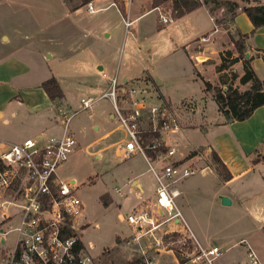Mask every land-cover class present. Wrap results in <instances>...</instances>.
I'll list each match as a JSON object with an SVG mask.
<instances>
[{"label":"rangeland","instance_id":"374dc122","mask_svg":"<svg viewBox=\"0 0 264 264\" xmlns=\"http://www.w3.org/2000/svg\"><path fill=\"white\" fill-rule=\"evenodd\" d=\"M71 1L73 4L79 2ZM204 1L212 21L202 8L179 21L158 28L157 12L146 8L135 22V28L128 31L125 16L114 5L92 15L85 6L68 12L61 0H0V35L4 34L0 37V44L2 39L3 43H15L12 47H16L17 42L25 41L43 52L47 49L60 52L68 43L71 44L70 49L75 56L69 70L68 67L60 68L61 64L53 66L52 63L48 74H59L62 77L70 105L61 109V113L64 111L72 115L69 129L79 143L77 151L71 153L68 160L58 168V174L65 180L75 176L80 183L79 194L86 203L84 219L88 222V225L85 223L88 227L82 237L93 243V252L97 254L96 264H148L144 262L139 250L126 243L131 228L125 220H119L118 214L119 211L127 213L135 202L153 195L157 186L144 157L125 158L117 154L115 146H109L123 135L121 130L113 132L108 138L95 141L105 130L120 126L117 116L114 119L109 116L110 111L115 112L110 98H100L88 108L81 104L82 97L100 95L91 89L104 81L100 74L106 73L109 79L116 76L119 82H123L125 75L130 84L138 88L148 87L154 95L161 90L170 95L174 102L194 98L200 107L202 99H206L205 113L208 119L215 122L220 118L218 104L212 91L205 90V83L197 76L194 68L214 86L226 89L231 85L246 89L249 84H241L240 77L244 74V59L250 58L255 72L260 79H264V30H256L253 35L246 37L245 56H242L237 51L235 40L239 38V30L245 31L252 26L246 14L245 18L241 17L236 23L230 10L231 3H237L238 15L243 12L244 6L264 3V0ZM162 10H170L173 14L170 3L163 4ZM95 16L102 17L103 26H98ZM196 22L203 27L197 35L208 34L203 35L201 47L196 48V43H192L189 50H186L184 43L193 39L191 32ZM99 43L106 44V61L102 72L94 66L93 59L94 49ZM24 49L19 50L21 54ZM188 51L193 56L192 60ZM196 54L198 56L195 57ZM45 62L50 64L51 60L48 58ZM221 64L225 68L218 72ZM143 65H146L153 77L148 85L133 82L141 75ZM110 68L114 71L110 72ZM38 76L47 77L45 74ZM153 101H156L155 98ZM201 110L195 115L198 122H202ZM0 123V131L6 130L12 135L18 133L24 138L34 134L19 131V126H3ZM35 123L48 125L50 120L45 117ZM63 130L64 124L60 119L46 132L60 135ZM206 131L202 129L201 133L197 132L198 137L202 140L206 138L209 134ZM175 132L179 134L180 130ZM103 147L106 149L102 150L98 158L94 151ZM260 151L259 155H262L264 143ZM128 167L144 171L141 180L147 183L145 192L125 179ZM201 167L196 174L176 183L181 195L175 201L188 228L180 223V228L185 231H174L180 235H170L164 250L149 249L148 257L152 258L150 264H181L176 249L180 250L187 264H250L242 240L248 241L260 259L264 260L263 231L259 228L264 223V162L256 167L252 180L244 185L240 181L235 183L237 195L229 193L233 199L229 204L222 202L221 191H227V187L216 171L210 164ZM125 183L126 188L122 190ZM119 188L124 193L120 202V194L115 190ZM106 191L114 195V203L109 206H106L109 199L107 195L100 198ZM256 194L258 197L254 196ZM1 223L2 227L4 222ZM123 234L128 235L119 242ZM196 239L203 248L215 244L223 253L216 256L212 263L204 258L193 262V258L200 252ZM12 244L13 238L10 235L6 243L0 242V259L2 250L10 248Z\"/></svg>","mask_w":264,"mask_h":264},{"label":"built area","instance_id":"2783aa9c","mask_svg":"<svg viewBox=\"0 0 264 264\" xmlns=\"http://www.w3.org/2000/svg\"><path fill=\"white\" fill-rule=\"evenodd\" d=\"M132 1L114 0L113 4L122 5L128 15ZM86 6L94 11L92 1ZM158 14L162 24L174 20L170 10L158 8ZM125 22L127 27L132 24L128 18ZM110 82L102 95L83 97L81 104L88 108L100 98L112 99L124 132L115 144L118 154L125 158L143 154L157 180L155 207L136 208L123 218L131 228L126 243L139 250L149 264V249L164 250L165 236L176 231L168 227L170 222L178 220L187 227L175 201L179 195L176 183L194 174L196 168L177 158L176 148L167 147L161 136L181 127L177 111L163 102H148L150 93L146 87H122L116 77ZM71 116L61 113L62 134L28 136L0 153V222H4L0 240L7 242L9 235L13 238L12 246L2 250L0 264H96L91 243L82 237L86 204L79 194L80 184L58 174V168L79 144L69 129ZM145 117L150 122L144 128ZM149 132L157 133L149 138ZM148 150L158 151L157 155L152 156ZM199 249L193 262L204 258L212 263L223 253L218 246ZM247 257L250 264H264L252 247H248Z\"/></svg>","mask_w":264,"mask_h":264},{"label":"crops","instance_id":"0c3cea01","mask_svg":"<svg viewBox=\"0 0 264 264\" xmlns=\"http://www.w3.org/2000/svg\"><path fill=\"white\" fill-rule=\"evenodd\" d=\"M61 1L66 6V9L68 12L79 10V7L73 9L70 7L71 4L70 5L66 4L64 0H61ZM91 1L93 2L95 6L97 5L96 8L94 6V11H89L87 9L86 4L80 7L85 6L86 9L92 15H95L100 10H104L114 5L113 4L114 0H108V1L91 0ZM138 4L139 6L136 7V5ZM72 5L74 4L72 3ZM119 6L120 7L118 8L122 12V14L125 16V19L128 18L132 22L131 26L129 27L126 26L128 31L135 28V22L143 14L142 12L146 8H148V10L154 9L157 12L156 21H157L158 28H162L163 25H166V24L160 23L158 19L159 18L158 8H162V5L154 6L153 0H133L131 3L130 9H129L128 15L125 12L123 6L122 5H119ZM202 8L205 9V11L208 13L212 21V17L210 15L209 9L207 8L205 4L178 18H175L174 15L172 14V16L174 17L173 21H179L180 19H183ZM244 14L246 13L239 12V14L235 17L236 23L240 21L241 17L245 18ZM94 19L97 20L98 26L100 25L103 26L101 16H97V17L95 16ZM195 20L197 21V19ZM250 24L252 27L249 28L248 30L242 31V33H247L251 31V29L253 28V24L251 23V21H250ZM202 28H203L202 24H200L199 22H196V27L191 32L193 39L184 43V47L186 48V50H189V46L192 45V43H196L197 45L196 48L201 47V43L203 41L202 40L203 35L208 34V32H206V33H200L199 35H197L198 32L202 30ZM262 29L264 30V26H261L257 30L259 31ZM212 32L213 31H211L210 33ZM2 35L4 34H1L0 37ZM5 38L8 39V37H5ZM1 43L2 44H0V122H2L3 126H6V125H13V127L19 126L20 127V129H18L19 131L22 130L25 133L26 132L34 133L33 135H28V136H35L40 133L48 134L46 132V129H48L49 127L52 126V124H55L61 119V109L65 108L66 105H70L66 89L61 79L62 78L61 75L59 74L55 75L52 73V76H51L48 74H50L51 72L52 63H53V66L55 64L58 66L59 64H61L60 68L68 67V70H69L70 65L72 64L74 60V56H75L73 55L70 49L71 44L68 43L65 46V48L60 49V52H56L50 49H47L46 51L43 52V51H38L35 47H33L32 45H29V43L25 41H21V42L19 41V43L17 42L16 47H12V46H15V43L13 45L7 42L3 43L2 39H1ZM31 43H33V41ZM24 47L25 49L23 53L21 54L20 51ZM94 51H95L94 57H93L94 66L98 67L99 72L100 71L102 72V70H104L105 68L104 62L106 61V54H105L106 44L99 43L98 47L95 48ZM188 54H189L190 59L192 60L193 56L191 55V52L188 51ZM196 56H198V54H196L195 57ZM205 57H209V56L205 55ZM48 58L51 60L50 64L45 62L46 60H48ZM109 70L110 72L114 71L112 68H110ZM194 70L196 73V68H194ZM103 73L104 72L100 74V77L104 79V81L102 83H98V85H95L96 88L91 87L92 90L96 91V93L100 95H102V93H104L105 91L109 89L110 83H111L107 74L105 73L106 76H104ZM38 74H45L47 77H40L38 76ZM52 77H55L59 81L61 88L63 90L64 96L61 100L51 99L49 95L47 94V92L45 91V89L42 87L43 81L49 78H52ZM152 78H153L152 74L149 72L148 69H146V65H143L141 75L137 76L135 80H133V82L144 83L148 85L151 82ZM158 80L160 81L161 79H158ZM133 85L135 84L133 83L130 84L129 80L127 79V76L125 75H123V82H119V86H122V87H129ZM146 88L149 90V93H150V95L148 94L146 98L148 102L154 103V102L159 101L161 103L162 102L166 103L170 105L171 107H173L174 110L177 111L180 117L181 127L179 128L180 130V132H178L179 134H176L175 131L169 132L167 134L166 133L161 134L164 141L166 142L167 147L169 148L175 147L177 158L181 159L182 161H185L187 164H191L193 167L196 168V172L194 174H196L198 170L202 168L201 167L202 165L210 164L212 169L216 171V173L218 174L221 182L225 185V187H227V191H221L222 192L221 194L223 196L230 197L231 192H233L235 195H237L236 193L237 189L234 188L235 183L240 181L244 185L245 182H249L250 180H252L254 177L253 174H254L256 167L260 163L262 164L264 162V158H263L260 162L252 163L249 157V154L257 155L258 153H261L260 148L264 143V106L257 108L249 118L242 120V121L228 120L219 111L220 118L217 119V122H215L213 119H210V118L208 119L207 118L208 115L205 113L206 107H207L206 99H202L201 106L199 107L194 98H185V99H182L180 102H174L171 96L166 95L163 91L159 90V92L158 93L156 92L157 94L154 95V93L151 92L148 87ZM153 98H155L156 101H153ZM111 101L113 103L112 99ZM200 108L202 109L201 110L202 111V122L201 121L198 122L195 117L197 111H199ZM109 116L111 119H114L117 115L115 112L113 113L112 111H110ZM45 117L50 120V123L48 125H41V124L35 123L36 120H39L40 118H45ZM61 122L63 124L62 119H61ZM149 122H150V118L145 117L142 122V126L144 128L148 127ZM213 125H216V126H213ZM95 127L99 128V126L97 125H95ZM202 129H206L207 130L206 133L207 134L209 133L206 138H203V140L202 138L198 137V133H197V132L201 133ZM117 130H121L119 126L111 128V129H107L95 141L108 138L113 132ZM5 131L6 130L0 131V153L6 150L11 144L20 142L24 138L28 137L26 136L23 138L22 137L23 135L21 134L17 133V134L12 135ZM123 136H124V132H123V135L120 136V138L110 143L109 146L116 147L115 145L116 142L120 140ZM148 137L151 138L150 135H148ZM105 147L94 151L95 155L98 158L101 156L102 150L107 148ZM213 152H216L218 154V156L221 158L223 163L227 166L228 170L231 172L232 177L230 179L228 180L222 179L221 175L216 170L215 162L213 161V157H212ZM117 154H118V151H117ZM140 155L144 157L145 161L149 165L148 160L143 154H135L130 157L132 158V157H136ZM262 155H264V153ZM128 168L129 169L127 170L125 179L128 181H131V184L135 187H138L141 192H145L147 189V183L141 180V177L144 174V171H137L136 169H133L131 167H128ZM149 170H150V166H149ZM69 180H76L77 182H79L77 177L75 176H72ZM156 183H157V180H156ZM124 188H126V183L125 185H123L122 190H125ZM115 190L116 192L120 194L119 202L122 201L124 193L122 192L120 188L115 189ZM156 191H157V186L153 190L154 192L153 195L147 196L141 201L138 200L137 202H135L132 208L128 212H131L135 210L136 208H140L146 205L150 206L151 208H154L156 205V202H155L156 196H157ZM105 195L109 197V199H107L106 206H109L110 204L114 203V195L106 191L100 195V198H103ZM179 195H181L180 191H179ZM254 196L258 197L257 194ZM184 199H186L185 196H184ZM229 199L231 201L230 203H232L233 202L232 197H230ZM125 214L119 211V214H118L119 220L124 221L123 218ZM84 216H83V221L84 223H87L88 225V222L87 220L84 219ZM175 221H176L175 223L170 222L168 224L169 225L168 227L176 231H185V229L180 228V225H179L180 223L183 224V222H180L178 220H175ZM87 225H84L85 229L88 227ZM259 228L262 229L263 231L262 240L264 242V223L262 225H259ZM127 235L128 234H123L120 238L118 237L119 242L122 238H126ZM195 241L197 242L199 246H201L198 239H196ZM0 242L4 244L6 241L5 239L4 240L1 239ZM89 243H91L92 245V253L94 254L93 252L94 245L91 242V240H89ZM241 243L243 244L246 250V254H247L248 247H252V246L246 240H242ZM213 246H217V245L214 244L210 246L209 248H212ZM94 255L96 256L97 254H94ZM261 261L264 263V260L261 259Z\"/></svg>","mask_w":264,"mask_h":264},{"label":"trees","instance_id":"16d2710c","mask_svg":"<svg viewBox=\"0 0 264 264\" xmlns=\"http://www.w3.org/2000/svg\"><path fill=\"white\" fill-rule=\"evenodd\" d=\"M66 4H71L70 7L75 9L78 8L91 0H79L78 4L72 5L71 0H64ZM170 3L173 15L175 18L181 17L188 12H191L200 6L204 5V0H153L154 6H159ZM239 8L237 3H231L230 10L232 12L233 18L237 16L236 9ZM246 13L249 20L253 24V29L248 33H242L239 30V38L235 40V45L237 51L245 56L246 51V37L253 35L257 29L264 26V3H256L244 6L242 9ZM264 58V56H263ZM239 59V57L237 58ZM264 60V59H263ZM225 66L220 65L218 72L223 70ZM244 74L240 77L241 84H249L246 89H241L238 86H228L226 89L214 86L209 80H206L199 71H196L198 77H200L205 83V90L212 91V95L218 104V109L228 120H238L242 121L249 118L254 111L264 106V79H260L254 68L252 67L250 58L244 59ZM225 84V81L222 82ZM42 87L45 89L49 97L53 100H61L64 96L63 90L59 81L55 78H49L42 83ZM157 132H149L147 136H155ZM258 151V150H256ZM149 154L156 156L158 151L148 150ZM213 161L215 162V167L218 173L221 175L222 179L228 180L232 177L231 172L228 170L227 166L223 163L221 158L216 152L212 153ZM252 163L260 162L264 155L249 154ZM107 204V201H106ZM2 223L0 222V227ZM180 235L179 232H172L165 236L166 240L170 235ZM168 241V240H167ZM177 254L180 258L181 264H187V260L180 255V250L176 249ZM182 251V250H181Z\"/></svg>","mask_w":264,"mask_h":264},{"label":"water","instance_id":"95a60500","mask_svg":"<svg viewBox=\"0 0 264 264\" xmlns=\"http://www.w3.org/2000/svg\"><path fill=\"white\" fill-rule=\"evenodd\" d=\"M246 55H248V54H246ZM222 202L224 204H229L231 201H230V199L228 197L222 196ZM2 240H4V238H2Z\"/></svg>","mask_w":264,"mask_h":264}]
</instances>
